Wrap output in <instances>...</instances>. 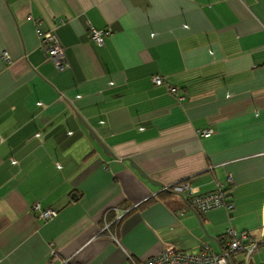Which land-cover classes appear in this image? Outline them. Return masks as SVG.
<instances>
[{"label": "crops", "instance_id": "1", "mask_svg": "<svg viewBox=\"0 0 264 264\" xmlns=\"http://www.w3.org/2000/svg\"><path fill=\"white\" fill-rule=\"evenodd\" d=\"M179 182L233 208L200 223ZM230 228L264 264V0H0V264L219 252Z\"/></svg>", "mask_w": 264, "mask_h": 264}, {"label": "built area", "instance_id": "2", "mask_svg": "<svg viewBox=\"0 0 264 264\" xmlns=\"http://www.w3.org/2000/svg\"><path fill=\"white\" fill-rule=\"evenodd\" d=\"M109 31V28L101 31L91 29V37L98 44H102L103 35L109 33ZM36 33L40 38V46L44 49L47 56L53 60L57 68H63L65 66L64 53L54 33L50 30L42 31L40 28L36 29ZM1 58L5 62L10 61V56L5 51L2 53ZM153 81L156 84H160L162 80L159 76H154ZM202 133L207 136L210 130H204ZM172 190L177 193H185L191 208L197 212H206L217 207H225L228 210L233 208L232 202L228 200L225 190L220 185L213 192L202 195L196 194L187 182H179L173 185ZM33 210L41 218H50L55 215L51 209L41 210L39 204H35ZM258 245L259 242L249 232L238 233L230 228L226 232L224 246L219 252L213 251L207 245H203L195 253L167 247L158 255L135 264H231L230 257L236 251L243 252L248 264L249 255Z\"/></svg>", "mask_w": 264, "mask_h": 264}, {"label": "water", "instance_id": "3", "mask_svg": "<svg viewBox=\"0 0 264 264\" xmlns=\"http://www.w3.org/2000/svg\"><path fill=\"white\" fill-rule=\"evenodd\" d=\"M83 124H84V123H83ZM87 129H88L89 133L92 134V131H91L88 127H87ZM94 138H95L96 140H98L97 136H94ZM102 145H103V144H102ZM132 166H133L134 168L137 169L138 173H139L140 176H142L143 178L147 179L148 181H150V182H152V183L158 184L159 186H163L161 183L156 182L154 179H152L148 174H146V173H145L142 169H140V167H138L137 165L132 164ZM178 194H180V193H178ZM195 212H196V214H197V219H198L199 222L201 223V219H200V216H199L198 212H197V211H195Z\"/></svg>", "mask_w": 264, "mask_h": 264}, {"label": "trees", "instance_id": "4", "mask_svg": "<svg viewBox=\"0 0 264 264\" xmlns=\"http://www.w3.org/2000/svg\"><path fill=\"white\" fill-rule=\"evenodd\" d=\"M168 189H169V190H167V191H169V192H174V191L172 190V187H171V188H168ZM174 193H177V192H174ZM236 253H243V252H241V251H236V252L232 253V255H231V257H230V263H231V264H241L240 261H239L238 254H236Z\"/></svg>", "mask_w": 264, "mask_h": 264}, {"label": "rangeland", "instance_id": "5", "mask_svg": "<svg viewBox=\"0 0 264 264\" xmlns=\"http://www.w3.org/2000/svg\"><path fill=\"white\" fill-rule=\"evenodd\" d=\"M236 254L240 255L239 256V261H240L241 264H247L246 256L243 253H236Z\"/></svg>", "mask_w": 264, "mask_h": 264}]
</instances>
